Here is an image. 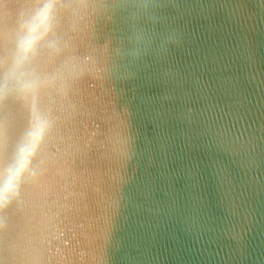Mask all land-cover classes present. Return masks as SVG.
<instances>
[{
  "label": "water",
  "instance_id": "95a60500",
  "mask_svg": "<svg viewBox=\"0 0 264 264\" xmlns=\"http://www.w3.org/2000/svg\"><path fill=\"white\" fill-rule=\"evenodd\" d=\"M151 51L125 80L86 81L74 138L87 139L113 106L136 136L109 264H264V0H155ZM9 17L17 0H7ZM117 18L98 39L126 37ZM179 43L159 52L164 35ZM147 44V41H145ZM78 179L53 241L61 264H94L101 251L92 192L105 167L77 155Z\"/></svg>",
  "mask_w": 264,
  "mask_h": 264
},
{
  "label": "clouds",
  "instance_id": "9594fccd",
  "mask_svg": "<svg viewBox=\"0 0 264 264\" xmlns=\"http://www.w3.org/2000/svg\"><path fill=\"white\" fill-rule=\"evenodd\" d=\"M159 7L155 0H17L9 17L0 0V264H61L53 241L78 179L77 155L92 151L105 164L92 185L103 242L93 260L109 264L103 249L137 156L136 136L128 107L113 106L87 139L74 138L83 115L79 93L86 81L133 75L131 67L151 51L146 26L155 30ZM117 18L128 26L126 37L98 39L101 26ZM177 43L168 31L160 54Z\"/></svg>",
  "mask_w": 264,
  "mask_h": 264
}]
</instances>
